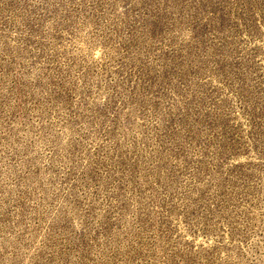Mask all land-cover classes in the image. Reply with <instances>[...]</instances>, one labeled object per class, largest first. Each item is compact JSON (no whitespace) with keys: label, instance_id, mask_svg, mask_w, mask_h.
Masks as SVG:
<instances>
[{"label":"rangeland","instance_id":"rangeland-1","mask_svg":"<svg viewBox=\"0 0 264 264\" xmlns=\"http://www.w3.org/2000/svg\"><path fill=\"white\" fill-rule=\"evenodd\" d=\"M0 264H264V0H0Z\"/></svg>","mask_w":264,"mask_h":264}]
</instances>
